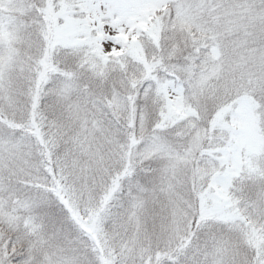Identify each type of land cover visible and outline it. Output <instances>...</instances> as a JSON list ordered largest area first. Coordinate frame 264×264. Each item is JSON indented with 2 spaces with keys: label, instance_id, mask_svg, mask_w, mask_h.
<instances>
[{
  "label": "snow or ice",
  "instance_id": "obj_1",
  "mask_svg": "<svg viewBox=\"0 0 264 264\" xmlns=\"http://www.w3.org/2000/svg\"><path fill=\"white\" fill-rule=\"evenodd\" d=\"M0 264H264V0H0Z\"/></svg>",
  "mask_w": 264,
  "mask_h": 264
}]
</instances>
